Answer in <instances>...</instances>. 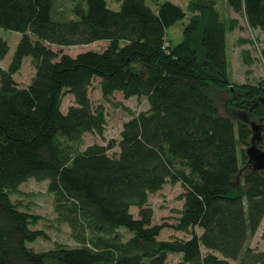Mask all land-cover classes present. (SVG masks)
<instances>
[{"label": "trees", "instance_id": "obj_1", "mask_svg": "<svg viewBox=\"0 0 264 264\" xmlns=\"http://www.w3.org/2000/svg\"><path fill=\"white\" fill-rule=\"evenodd\" d=\"M223 4L264 39V0ZM215 5L188 0L187 10L207 21L193 14L181 40L165 46V29L185 15L167 0L155 11L144 0H117L115 9L82 0L67 19L52 15V0H0V28L19 33L0 68V264H166L169 253L179 255L174 264H264V249L248 245L264 220V170L252 169L244 153L251 121L264 147V80L231 83L226 32L236 20H222ZM97 40L106 41L100 51L60 50ZM7 49L0 38V59ZM26 56L33 74L20 87L13 74ZM93 78L103 99L120 92L144 98L147 108L122 123L116 141L77 151L84 133L103 131L104 111L88 97ZM211 90L226 93L221 111ZM65 93L72 104L61 112ZM28 179L46 181L55 219L78 246L27 245L45 238L31 227L39 217L10 197ZM166 182L181 186L170 226L186 239L156 238L165 224L151 223L147 198ZM259 239L264 244V225Z\"/></svg>", "mask_w": 264, "mask_h": 264}, {"label": "rangeland", "instance_id": "obj_2", "mask_svg": "<svg viewBox=\"0 0 264 264\" xmlns=\"http://www.w3.org/2000/svg\"><path fill=\"white\" fill-rule=\"evenodd\" d=\"M82 0H52V15L59 19L73 18L72 8ZM146 4L155 11L159 2L165 0H144ZM177 4L185 13L184 17L174 22L164 31V45H174L182 38L183 27L187 24L189 17L195 13L187 10V0H167ZM110 8L117 7V0H106ZM215 8L220 14L222 20L233 18L236 20V26L226 32V53L228 57L229 78L232 84L243 82L255 83L257 80H264V62L261 58V52L264 50V39L257 28L248 27L242 14H236L222 5V0H216ZM200 18V25L207 21L205 14L197 15ZM0 38L7 43V51L0 59V68L5 69L9 63L19 33L12 30L0 28ZM195 44H198L199 32L193 35ZM106 45L105 40H97L87 44L62 46L61 52L74 56L83 51H100ZM51 50L56 51L59 47L51 45ZM246 52V56L244 54ZM249 60V63H245ZM33 74V67L30 57L22 59L20 68L13 74V79L17 86H25ZM97 78H93L88 87V97L92 105H101L104 111V125L101 135L93 133H84L81 142L74 146L75 150H82L85 146L92 143L105 145L109 140L116 141L122 123L131 115L147 108V103L142 97H128L124 99L120 92H114L107 100L103 99L98 91ZM219 110H222V104L225 100L224 91L211 90ZM72 104V97L69 94H63L60 98L59 108L65 112L67 106ZM117 148L108 149L106 153L113 155ZM181 186L178 182H166L154 193L148 195L147 202L152 209V224H165L157 235L158 240H166L171 237L186 239L189 233L175 231L170 226L177 217V211L181 206V200L178 198L181 192ZM11 200L16 202L20 209L36 214L39 218L35 224L31 225L34 229H42L45 232V238H37L27 245L36 251L47 250L56 246L74 247L79 243L73 237L66 223L57 222L56 213L53 210V198L46 191V181H37L28 179L22 182L17 191L12 194ZM130 212L135 216L136 208L131 207ZM264 225V220L260 224L254 236L249 240L248 245L255 249H264L263 242L259 239L260 232ZM195 233H199L198 228H193ZM121 240L127 239L130 234L124 229H118ZM179 259L175 253L167 254L166 264H174ZM230 264H235L229 260Z\"/></svg>", "mask_w": 264, "mask_h": 264}, {"label": "water", "instance_id": "obj_3", "mask_svg": "<svg viewBox=\"0 0 264 264\" xmlns=\"http://www.w3.org/2000/svg\"><path fill=\"white\" fill-rule=\"evenodd\" d=\"M251 136L249 144L245 147L244 153L247 157V163L250 164L254 170H264V147L259 148L256 146L259 137V125L255 122H249Z\"/></svg>", "mask_w": 264, "mask_h": 264}, {"label": "crops", "instance_id": "obj_4", "mask_svg": "<svg viewBox=\"0 0 264 264\" xmlns=\"http://www.w3.org/2000/svg\"><path fill=\"white\" fill-rule=\"evenodd\" d=\"M187 2H188V0H187Z\"/></svg>", "mask_w": 264, "mask_h": 264}]
</instances>
